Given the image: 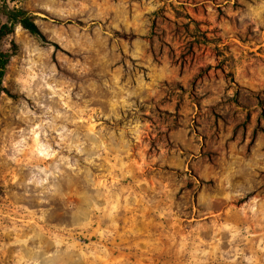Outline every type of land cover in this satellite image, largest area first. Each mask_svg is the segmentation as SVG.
Segmentation results:
<instances>
[{"label":"rangeland","instance_id":"obj_1","mask_svg":"<svg viewBox=\"0 0 264 264\" xmlns=\"http://www.w3.org/2000/svg\"><path fill=\"white\" fill-rule=\"evenodd\" d=\"M3 2L0 264H264V0Z\"/></svg>","mask_w":264,"mask_h":264},{"label":"trees","instance_id":"obj_2","mask_svg":"<svg viewBox=\"0 0 264 264\" xmlns=\"http://www.w3.org/2000/svg\"><path fill=\"white\" fill-rule=\"evenodd\" d=\"M0 1L3 2V0ZM1 16H3L5 20H2ZM16 24H19L23 29L27 30L41 42H49L35 23L33 15H31L28 10L24 8L8 7L6 3L3 2L0 5V41L13 32ZM12 45L15 47L14 42H12ZM12 53L13 51H3L0 49V93L2 91H7V89L2 86L1 82ZM1 191L2 187L0 185V192Z\"/></svg>","mask_w":264,"mask_h":264}]
</instances>
